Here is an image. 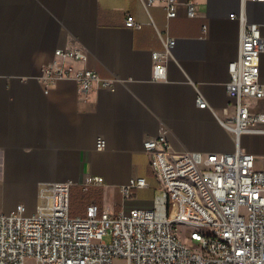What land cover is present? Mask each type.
Wrapping results in <instances>:
<instances>
[{
  "label": "crops",
  "instance_id": "crops-1",
  "mask_svg": "<svg viewBox=\"0 0 264 264\" xmlns=\"http://www.w3.org/2000/svg\"><path fill=\"white\" fill-rule=\"evenodd\" d=\"M187 1L179 0L178 16L167 19L160 3L146 9L141 0H0V213L19 203L34 213L47 188L65 182H71L73 217L84 216L93 201L113 212L150 208L158 181L145 140L164 135L180 153L235 150L236 137L221 123L235 111L226 83L239 55L241 23L231 14L264 25V2L194 0L197 16L190 18ZM127 15L142 28L126 27ZM157 29L176 39L164 80L154 79L152 54L164 47ZM59 48L86 51L87 62L70 64L118 77L115 90L93 85L84 93L64 79L46 93L39 76ZM260 74L264 81V54ZM199 95L207 107H199ZM250 106L264 112V99ZM259 128L239 139L258 168L264 123ZM87 175L105 183L84 189ZM133 177H145L149 187L124 201L120 187Z\"/></svg>",
  "mask_w": 264,
  "mask_h": 264
},
{
  "label": "built area",
  "instance_id": "built-area-1",
  "mask_svg": "<svg viewBox=\"0 0 264 264\" xmlns=\"http://www.w3.org/2000/svg\"><path fill=\"white\" fill-rule=\"evenodd\" d=\"M141 1L146 9L160 3L167 19L177 17L181 5L179 0ZM185 6L188 17L197 16L196 1ZM231 16L241 23L239 55L229 65L226 83L235 111L221 123L236 137L235 150L180 153L164 135L145 140L158 181L150 208L113 212L93 201L84 216L73 217L71 182L50 185L40 210L28 213L19 203L0 213V264H264V160L262 167H256L255 156L239 144L243 133L263 131L259 125L264 123V112L252 111L250 100L264 99L260 74L264 25L247 21L243 13ZM125 26L141 29L143 23L127 15ZM207 28L204 24L205 33ZM157 31L164 47L152 54L154 79L164 80L176 39ZM88 59L79 48L56 49L39 76L45 92L64 79L75 81L84 93L93 85L114 91L118 77H103L94 69L70 64ZM197 103L207 107L202 95ZM105 145L99 137L97 148ZM104 183L100 175H87L82 186ZM148 187L145 177H133L120 192L126 201L135 190Z\"/></svg>",
  "mask_w": 264,
  "mask_h": 264
},
{
  "label": "rangeland",
  "instance_id": "rangeland-1",
  "mask_svg": "<svg viewBox=\"0 0 264 264\" xmlns=\"http://www.w3.org/2000/svg\"><path fill=\"white\" fill-rule=\"evenodd\" d=\"M148 198H151V195H149V196L147 197V199H148ZM181 236L184 237L183 234H182ZM108 239H109V238H106L107 241H108ZM116 263H117V264H124L123 261L116 262Z\"/></svg>",
  "mask_w": 264,
  "mask_h": 264
}]
</instances>
